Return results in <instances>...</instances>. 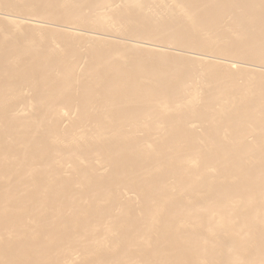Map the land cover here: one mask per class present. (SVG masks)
<instances>
[{
  "label": "bare ground",
  "instance_id": "6f19581e",
  "mask_svg": "<svg viewBox=\"0 0 264 264\" xmlns=\"http://www.w3.org/2000/svg\"><path fill=\"white\" fill-rule=\"evenodd\" d=\"M0 264H264V0H0Z\"/></svg>",
  "mask_w": 264,
  "mask_h": 264
}]
</instances>
